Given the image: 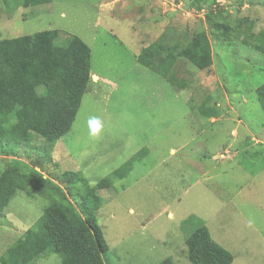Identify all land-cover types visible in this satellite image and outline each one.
I'll return each mask as SVG.
<instances>
[{
    "label": "rangeland",
    "instance_id": "374dc122",
    "mask_svg": "<svg viewBox=\"0 0 264 264\" xmlns=\"http://www.w3.org/2000/svg\"><path fill=\"white\" fill-rule=\"evenodd\" d=\"M38 3L0 0V41L52 30L61 44L76 36L91 52L90 78L51 162L36 167L39 155L20 147L0 155V174L18 164L35 180L29 186L46 180L62 190L67 171L90 188L108 179L97 189L99 204L87 209L107 245L103 264H191L185 240L201 225L231 264H264V0ZM200 32L212 60L205 70L181 55ZM149 46L167 63L166 76L136 63L134 54ZM92 116L103 120L100 140L88 135ZM42 144L34 135L33 145ZM70 202L78 210L80 201ZM46 205L39 193L16 190L0 218V259ZM60 260L45 252L29 264Z\"/></svg>",
    "mask_w": 264,
    "mask_h": 264
},
{
    "label": "trees",
    "instance_id": "16d2710c",
    "mask_svg": "<svg viewBox=\"0 0 264 264\" xmlns=\"http://www.w3.org/2000/svg\"><path fill=\"white\" fill-rule=\"evenodd\" d=\"M37 4L38 0H26L25 5ZM212 30L229 31L225 26ZM61 35L52 30L0 41V155L15 156L20 147L27 148L39 155L34 165L41 167L51 162L56 142L70 130L89 82L91 52L76 36L61 44ZM159 52L149 46L137 62L166 76L167 63L156 61ZM181 55L197 70L207 69L212 61L207 35L196 34ZM169 82L173 84V79ZM34 135L43 140L39 147L33 145ZM138 155L114 171L112 178L121 179ZM58 179L65 189L46 180H40L37 188L29 186L35 180L14 163L0 174V218L16 190L27 196L39 193L47 202L33 226L1 257V264H29L45 252L57 254L61 264H103L107 245L87 209L99 204L97 189L108 187L110 181L101 180L90 188L81 173L68 171ZM78 184L83 189L73 192L71 188ZM70 199L75 205L80 201L79 212ZM185 246L191 264H231L230 254L210 238L203 225L194 229ZM159 264L173 263L165 259Z\"/></svg>",
    "mask_w": 264,
    "mask_h": 264
},
{
    "label": "clouds",
    "instance_id": "9594fccd",
    "mask_svg": "<svg viewBox=\"0 0 264 264\" xmlns=\"http://www.w3.org/2000/svg\"><path fill=\"white\" fill-rule=\"evenodd\" d=\"M88 135L91 139L100 140L104 133L103 120L98 116H92L88 122Z\"/></svg>",
    "mask_w": 264,
    "mask_h": 264
},
{
    "label": "crops",
    "instance_id": "0c3cea01",
    "mask_svg": "<svg viewBox=\"0 0 264 264\" xmlns=\"http://www.w3.org/2000/svg\"><path fill=\"white\" fill-rule=\"evenodd\" d=\"M129 51H130V54L132 55V54H134L133 53V50L131 49H129ZM141 52V51H140ZM138 54H140L139 52L137 53V54H134V56L133 57H135V60H136V63L138 64V62H137V58H138ZM92 76H95L96 78H97V76H98V74H95V75H92ZM99 77V76H98ZM102 80H106L105 78H102V77H100Z\"/></svg>",
    "mask_w": 264,
    "mask_h": 264
}]
</instances>
